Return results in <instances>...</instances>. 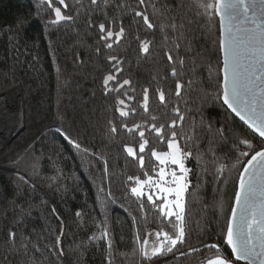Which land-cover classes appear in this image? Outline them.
<instances>
[{
	"label": "trees",
	"instance_id": "trees-1",
	"mask_svg": "<svg viewBox=\"0 0 264 264\" xmlns=\"http://www.w3.org/2000/svg\"><path fill=\"white\" fill-rule=\"evenodd\" d=\"M56 8L71 19L55 21ZM173 20L176 28L170 26ZM219 33L217 17L204 15L197 0H0V91L20 83L26 121L23 133L0 152V167L19 171L48 196L0 172V264H67L57 237L70 264H144L138 249L146 233L173 228L146 197L130 192L136 185L128 177L155 176L159 165L151 152L168 148L152 126L162 124L166 138L172 131L178 139L192 137L180 140L192 155L185 159L186 243L155 262L177 255L160 264H199L213 258L214 250L180 252L206 243L218 244L231 257L223 230L239 172L254 154L240 141L249 140L255 150L263 142L217 99ZM108 75L115 79L105 86ZM176 107L185 119L170 128L171 121H179ZM55 129L83 142L87 151ZM221 164L227 166L222 174Z\"/></svg>",
	"mask_w": 264,
	"mask_h": 264
},
{
	"label": "snow or ice",
	"instance_id": "snow-or-ice-1",
	"mask_svg": "<svg viewBox=\"0 0 264 264\" xmlns=\"http://www.w3.org/2000/svg\"><path fill=\"white\" fill-rule=\"evenodd\" d=\"M143 2L144 0H140V3ZM59 3L64 4V0H59ZM92 3L95 4L96 0H92ZM197 4L203 10V14L209 18L219 17V47L223 56L222 78L217 99L221 100L222 104L235 113L249 128L258 133L264 142V0H197ZM55 13L57 20L71 19V17H64L60 8H56ZM136 15L143 14L137 12ZM143 19L148 23L147 15H143ZM152 26L151 23H148V27ZM170 26L177 27L174 20ZM180 26L182 27V25ZM99 27L101 31L105 28L103 24ZM123 32L124 29L121 27L120 32L116 33L117 38ZM107 36L112 37L113 32L108 30ZM147 50L148 47L145 44L144 51ZM109 59L115 60L116 58L110 57ZM168 59L171 60L172 57L169 56ZM181 63H183L182 60ZM173 75H176L175 68ZM113 79L115 78L112 75H108L104 79V85L107 86L108 82ZM129 83L127 80L123 82V84ZM191 83V81L188 82L189 87ZM181 87V83L177 81V97L181 95ZM159 99L161 102L165 100L163 91H160ZM145 100H147V89H145ZM119 103L122 104L123 101H119ZM174 112L178 115L179 121H171L168 125L170 128L176 127L185 119L184 115L180 113L179 107L174 108ZM126 114L122 113V115ZM164 128L163 124L160 127L152 126V130L160 134L159 139L162 142L167 140L168 151L157 152L153 149L151 152V155L161 166L158 171L153 169L159 179L156 180L153 176H148L147 173L144 174L147 177L145 180H141L139 177H128V181L135 179L136 185L130 188V192L141 200L146 197L147 202L173 228L172 232L163 229L151 230L146 233L142 243H140V234L137 232L135 239L140 243L138 251L144 264H154L155 260L174 253L178 244L186 243V233L182 223L184 219L182 199L190 183L187 180V173L190 170L185 167L184 161L192 153L184 151L180 140H191L192 137L181 136L178 139L177 133L172 131L166 138L162 134ZM111 130L116 131L114 125ZM128 131H132V129H128ZM139 135L143 138L144 132L140 131ZM73 143L77 148L80 147L75 141ZM240 143L247 145L249 151L254 154L242 165L243 170L239 172L234 204L223 230V240L231 250V257L224 255L218 244H202L203 248L214 250L213 258L207 259L206 264H237L241 261L245 264H264V143L258 151L247 139L241 140ZM146 145H148L146 139L139 144L140 153L144 152ZM233 147H238V145H233ZM126 150L129 155L136 157L133 148L126 146ZM249 151H241L240 155L247 157ZM138 159L140 166L143 167L144 156L140 155ZM169 165L175 166V168L166 172L165 169ZM32 167L35 168L36 165L33 164ZM226 167L223 164L219 165L217 172L222 174ZM17 176L24 184L30 182L19 171ZM166 176H170L171 179L166 180ZM109 195L111 194L109 193ZM140 207L143 209V203L140 204ZM173 217L176 222H180L178 225L172 223L171 218ZM104 235H108L107 229H105ZM15 236V232L9 231L10 238L14 239ZM91 239H96V237L93 236ZM56 242L59 244V237ZM108 247L111 249L110 242ZM188 251L197 252L199 249L189 248ZM59 254H64L62 248L59 249ZM180 255H185V253L180 252ZM201 264L204 262L202 261Z\"/></svg>",
	"mask_w": 264,
	"mask_h": 264
},
{
	"label": "bare ground",
	"instance_id": "bare-ground-1",
	"mask_svg": "<svg viewBox=\"0 0 264 264\" xmlns=\"http://www.w3.org/2000/svg\"><path fill=\"white\" fill-rule=\"evenodd\" d=\"M15 84L0 91V151L8 146L9 141L16 139L12 141L21 125L23 100Z\"/></svg>",
	"mask_w": 264,
	"mask_h": 264
},
{
	"label": "water",
	"instance_id": "water-1",
	"mask_svg": "<svg viewBox=\"0 0 264 264\" xmlns=\"http://www.w3.org/2000/svg\"><path fill=\"white\" fill-rule=\"evenodd\" d=\"M216 17H217L218 25H219V17H218V16H216ZM219 36H220V33H219ZM222 56H223V53H222V51H221V53H220V58H221V69H222ZM221 78H222V71H221ZM15 85L18 86V88L20 89L21 99L23 100V109H22V110H23V113H22V115H21V125L19 126L18 130L16 131V132H17L16 135L13 136L12 141H13L18 135H20V134L24 131L25 124H26V121H25V110H24V99H23V97H22V88H21L20 83H16ZM226 108H227V106H226ZM227 109H228V108H227ZM228 111L231 112L230 109H228ZM231 113H232V115H234V116H235L240 122H242V123L244 124V126H246V127L251 131V133H253L255 136H257V137L262 141V138L259 137L258 133L254 132V130H252L251 128H249L248 125H246L243 121L240 120L239 117H237V116L235 115V113H233V112H231ZM55 130H57L58 133H61L62 136H63L64 138H66L67 141H69L70 143H72V144L75 146V144L73 143V141L70 140L68 137H66V135L64 134V132H63L61 129H59V130H58V129H55ZM10 143H11V142L9 141L8 145H9ZM263 143H264V142H263ZM79 148H80V149H83V150H85V151H87V149H86V147H85V145H84L83 142H80V147H79ZM259 150H260V149H259ZM257 151H258V150H257ZM250 158H251V157H250ZM250 158H249V159H250ZM0 172H3V173H9V174H12V175L18 177V176H17V172H14V171L9 170V169H7V168L5 169V168L0 167ZM21 175H22V174H21ZM28 184H29L30 186H33V187H34L35 189H37L38 191H41V192L43 193V195L46 196V194L44 193V191H42V189H39L37 186H34L31 182H29ZM46 197L48 198V196H46ZM233 204H234V202H233ZM233 204H232V206H233ZM206 244H212V243H206ZM63 245H64V241H63V239H61V240H60L59 247L62 248ZM60 248H59V249H60ZM195 248H197V249H199V250H201V249H206V248H203L202 246L195 247ZM220 248H221V247H220ZM228 249H229V253L231 254V250H230V248H228ZM221 251H222V253H223L224 255H226V254L224 253V251L222 250V248H221ZM184 253L186 254V253H192V252H189L188 250H186ZM62 256H63V258H64V261H66L67 264H70L69 261H67L66 257L64 256V254H63ZM176 256H177V255L166 257V258H164V259L161 260V261H156V262H154V264H160V263H163V261H166V260H168V259H173V258L176 257ZM226 256H227V255H226ZM199 264H201V263H199ZM204 264H206V261H204ZM237 264H245V262H242V261H241V262H237Z\"/></svg>",
	"mask_w": 264,
	"mask_h": 264
},
{
	"label": "rangeland",
	"instance_id": "rangeland-1",
	"mask_svg": "<svg viewBox=\"0 0 264 264\" xmlns=\"http://www.w3.org/2000/svg\"><path fill=\"white\" fill-rule=\"evenodd\" d=\"M47 1H49V0H47ZM54 20L55 21H58L57 19H56V13H55V18H54ZM22 97H23V92H22ZM11 144H12V142H11ZM9 146V145H8ZM7 146V147H8ZM7 147H5V149L7 148ZM5 149H3V150H5ZM3 150H1V151H3ZM134 150V149H133ZM0 151V152H1ZM168 151V150H167ZM166 152V151H165ZM154 159H155V157H154ZM157 161V160H156ZM157 163H158V165H159V162L157 161ZM184 163H185V161H184ZM161 166L159 165V168H160ZM186 167V166H185ZM172 168H175V166H172V165H169L168 167H166V169H165V171L166 172H168V171H170V169H172ZM188 169V168H187ZM159 170V169H158ZM15 172V171H14ZM179 174V173H178ZM187 176H188V173H187ZM153 178L154 179H156V180H158L159 179V177L158 176H153ZM165 179L166 180H170L171 179V177L170 176H166L165 177ZM188 180V179H187ZM164 186H167V185H164ZM145 188L147 189V186H145ZM186 193V192H185ZM185 193L183 194V199H184V195H185ZM170 199H171V197H170ZM183 199H182V204H183V208H184V201H183ZM174 210H176V209H174Z\"/></svg>",
	"mask_w": 264,
	"mask_h": 264
}]
</instances>
